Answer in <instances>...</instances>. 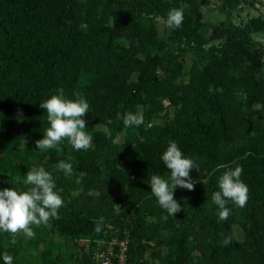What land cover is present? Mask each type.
<instances>
[{
  "label": "trees",
  "instance_id": "obj_1",
  "mask_svg": "<svg viewBox=\"0 0 264 264\" xmlns=\"http://www.w3.org/2000/svg\"><path fill=\"white\" fill-rule=\"evenodd\" d=\"M26 3L27 0H0V107L8 109L13 119L24 121L29 116L33 121H41L46 116L40 107L41 100L56 94L55 72L72 68L64 94L75 98L73 93L78 92L89 103V112L83 117L86 131L93 136L97 159L108 169L106 178L82 181L77 199L62 197L65 203L58 211L57 222L64 235L96 236L117 226L118 235L122 236L127 230L126 260L130 264L132 231L128 221L138 212H130L129 203L139 208L143 183L153 174L169 172L161 156L170 140L177 143L186 157L197 158L205 170L203 177L192 180V190L177 187L182 207L197 209L200 199L212 200L224 171L218 166L227 164L234 168L238 164L243 168L241 179L249 188L245 213L255 222L264 223V117L251 105L242 107L234 103V92L247 85L251 74L235 39L227 40L224 51L215 55V67L207 74L208 79L203 74L197 78L195 88H170L162 86L157 72L132 59L115 39L107 37L100 43L98 39L89 40L71 5L63 4L50 14L40 10L39 0L31 13ZM145 6L147 0L140 10H147ZM156 7L162 10L161 1ZM214 88L223 96L217 117L207 113ZM191 93L195 95L193 107L187 104ZM149 94H155V100L158 96L168 98L179 107L165 116L158 128L130 126L133 135L125 146L99 136L95 127L102 118L111 111L134 112L139 100ZM139 137H143V142ZM122 192L126 195L120 202ZM147 197L155 198L152 194ZM117 203L120 214L114 217ZM217 211L216 205L201 211L203 218L217 216L209 221V226L224 223L218 221ZM100 217L104 218V226L97 234L95 221ZM250 224L258 243L254 246L264 255V237L258 236L256 224ZM209 231L206 227L190 230L193 248L203 255L226 251L227 246L218 245ZM185 262L186 255L180 252L168 264Z\"/></svg>",
  "mask_w": 264,
  "mask_h": 264
},
{
  "label": "rangeland",
  "instance_id": "obj_2",
  "mask_svg": "<svg viewBox=\"0 0 264 264\" xmlns=\"http://www.w3.org/2000/svg\"><path fill=\"white\" fill-rule=\"evenodd\" d=\"M162 3V10L156 5ZM37 0H27L29 13ZM144 0H39L43 13L53 14L55 9L71 5L76 10L75 17L88 39L100 43L105 38L115 39L132 59L140 65L155 70L162 86L194 85L197 78L215 67L214 57L224 51L227 40L235 39L239 45L242 61L250 66L248 83L234 92V103L242 107L253 106L264 117V0H147V10H140ZM45 6V7H44ZM172 8L183 10L182 24L169 29L165 21ZM143 9V8H142ZM216 59V58H215ZM73 69L55 72L57 89L63 92L70 84ZM219 90L214 88L207 113L217 117L222 99ZM195 95L190 94L187 104L194 106ZM179 104H171L168 98L149 94L136 104L135 113L143 116L146 127L158 128L165 116L170 115ZM121 111L111 113L100 120L95 129L99 136L109 143L125 146L130 139L132 128L125 127L117 118ZM112 122L109 124L108 121ZM46 116L41 121H33L29 116L24 121L13 119L8 109L0 107V190L4 188L24 189L23 176L33 166L44 167L52 173L62 197L78 198L82 181L106 178L108 169L97 159L93 146L87 150H74L67 140L57 149L41 151L35 141L43 138L48 127ZM199 170L192 169L191 179L204 176L202 163L195 157ZM61 162L72 164V175L66 176L59 169ZM167 178L169 172L157 173ZM79 179V183L77 180ZM150 179L145 181L142 203L134 208L129 203L130 212L137 215L130 219L132 233L130 264H168L180 252L185 253V264H264V255L254 245L251 222L256 224L264 237V223L248 217L244 208L228 202L231 215L217 225L209 226L217 216L203 218L204 207L214 209L211 199L199 200L196 208L182 207V210L169 215L162 209L156 198L149 199ZM177 189V188H176ZM174 189V198L180 203L181 195ZM148 191V192H145ZM125 192L119 196L125 200ZM153 195V194H152ZM148 199V200H147ZM120 204L115 206L114 217L120 214ZM138 209V210H137ZM199 212V213H198ZM58 219L47 225L32 226L35 236L27 238L23 233L11 242V235L0 231V264H4L3 254L13 257L12 264H96L95 255L105 249L118 237L119 228L110 227L96 236L64 235ZM219 221V220H218ZM264 221V220H263ZM117 222L116 225H118ZM210 228V235L218 245H223L225 237H231L226 251L203 255L193 248L189 238L193 228ZM222 227H224L223 230ZM209 230V229H208ZM259 237V238H260Z\"/></svg>",
  "mask_w": 264,
  "mask_h": 264
},
{
  "label": "clouds",
  "instance_id": "obj_3",
  "mask_svg": "<svg viewBox=\"0 0 264 264\" xmlns=\"http://www.w3.org/2000/svg\"><path fill=\"white\" fill-rule=\"evenodd\" d=\"M184 19L183 10L172 8L167 13L165 21L169 29L178 28ZM75 98L67 97L63 89H57L56 94L41 100L40 107L46 112L48 127L43 132V138L36 140L37 149L46 151L57 149L63 140H67L74 150H87L92 146L93 136L86 129L83 118L89 112V103L80 93H73ZM22 118V117H21ZM125 127L140 126L143 116L131 111L117 113ZM112 121L109 120L110 124ZM143 142V137H139ZM161 160L169 170L167 178L153 174L150 177L151 193L159 206L169 215L175 216L182 210L181 203L174 198V189L177 187L192 190L194 182L191 179L192 169L199 170V165L192 158L186 157L175 141L170 140ZM235 163V162H234ZM59 169L66 176L72 175V164L61 162ZM224 169L218 178V191L213 192L212 201L216 205L219 221H226L232 214L227 207L231 202L236 207L244 208L249 199V188L241 179L243 168L238 164L233 168L227 164L219 165ZM79 179L77 183H79ZM24 189L15 187L0 190V231L9 233L11 242L16 243V237L23 233L27 238H33L35 233L32 226L47 225L53 219H59L58 211L64 206V199L56 190L52 173L44 167L33 166L23 176ZM104 226V218L95 221L94 231L99 234ZM224 246L231 243V237H225ZM13 257L5 252L4 264H12Z\"/></svg>",
  "mask_w": 264,
  "mask_h": 264
},
{
  "label": "built area",
  "instance_id": "obj_4",
  "mask_svg": "<svg viewBox=\"0 0 264 264\" xmlns=\"http://www.w3.org/2000/svg\"><path fill=\"white\" fill-rule=\"evenodd\" d=\"M121 235L95 255L96 264H127L128 231L124 230Z\"/></svg>",
  "mask_w": 264,
  "mask_h": 264
}]
</instances>
